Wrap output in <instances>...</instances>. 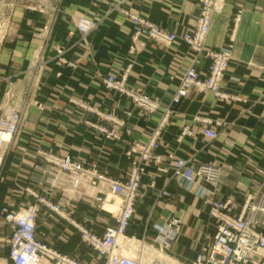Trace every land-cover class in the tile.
Wrapping results in <instances>:
<instances>
[{
    "label": "crops",
    "instance_id": "0c3cea01",
    "mask_svg": "<svg viewBox=\"0 0 264 264\" xmlns=\"http://www.w3.org/2000/svg\"><path fill=\"white\" fill-rule=\"evenodd\" d=\"M225 3L224 9L213 16L206 44L220 49L234 34L232 59L223 81V90L233 97L225 101L208 91L193 92L177 104L172 103V96L179 84V72L193 61L194 54L181 40L167 47L148 38L143 39L145 45L140 51L130 52L132 24L124 11L144 15L169 31L182 32L196 24L199 0H66L51 37L47 43L44 40L43 65L31 93L28 88L33 55L38 45L43 44L34 30L49 15L18 7L15 19L20 23L22 38L5 43L0 68L10 79L3 89L12 91L11 103L30 104L5 163L0 205L9 202L18 206L30 200L16 189L38 186L44 167L40 151L70 154L97 164L116 178L124 176L131 164L127 151L136 141L148 138L160 115L143 113L130 98L107 91L102 85L106 73H122L129 67L131 87L157 99L162 106H171L172 114L158 152L171 150L179 156H193L195 164L217 163L220 183L217 188L204 180L180 185L171 170L162 173L149 167L127 234L152 241L156 235L152 223L177 215L183 217L184 223L179 239L171 244L170 254L165 252L168 256L188 263L202 247L210 245L215 222L209 215V200L232 199L240 210L246 196L257 191L258 181L264 175V0H225ZM80 14L100 21L89 34L88 44L81 43L76 29L75 20ZM61 48L63 52L59 51ZM208 64L209 60H198L203 69ZM81 104L104 112L114 111L124 119L121 138L107 139L89 125L86 121L107 123ZM205 118L221 121L214 140L202 133ZM185 126L190 127L193 135L178 140ZM164 165L168 167L170 163L165 160ZM164 186L176 203L172 210L154 206ZM63 212L98 234L116 222L108 209H101L99 202L90 198L75 202V207L63 206ZM37 223L50 244L67 253L76 252L78 247L83 250V260L91 259V251L82 243L77 229L60 215L42 207ZM147 224L149 229L145 232ZM66 230L72 232L67 242ZM8 233V228L0 223V264H12L6 242Z\"/></svg>",
    "mask_w": 264,
    "mask_h": 264
},
{
    "label": "built area",
    "instance_id": "2783aa9c",
    "mask_svg": "<svg viewBox=\"0 0 264 264\" xmlns=\"http://www.w3.org/2000/svg\"><path fill=\"white\" fill-rule=\"evenodd\" d=\"M199 3L196 24L182 32L169 31L144 15L124 11L132 24L130 52L140 51L145 45L143 39L148 38L167 47L181 40L194 54L193 61L184 65V69L179 72V84L172 96V103L175 104L193 92L208 91L222 100L233 97L223 90V81L232 59L234 34L232 33L230 42L220 49H212L206 44L213 16L223 10L225 0H199ZM18 7L40 15H49L48 19L34 30L43 44L38 45L33 55L28 88L31 93L43 65L41 55L45 43L51 37L58 19L59 5L48 0H0V59L7 41L22 38L20 23L15 19ZM99 24V20L85 14L76 17L75 25L81 43L88 44L89 34ZM59 51L63 52V49ZM200 58L209 60L206 69L199 67ZM63 61L74 65L71 61ZM128 70L129 67L122 73H106L101 79L102 85L107 91L130 98L145 114L160 113L156 125L147 139L136 141L127 151L131 164L122 178H116L101 170L97 164L88 163L85 159L75 158L70 154L40 151L44 167L38 186L25 185L20 186L18 190L29 196L30 200L18 206L9 202L0 205V223L8 228L6 242L12 264H183L178 260L174 262L157 253L153 254L147 249L150 245L157 251L166 252L180 235L181 225L184 223L181 216L171 215L162 221H154L151 226L156 235L152 241L146 237L137 238L127 234L136 213L135 205L143 176L149 167H155L162 173L171 170L172 177L180 185L195 184L204 180L217 188L220 183V167L212 162L195 164L193 156H179L171 150L158 152L163 131L172 114L171 106H162L157 99L131 87L128 82ZM9 80L0 68V183L5 180V163L23 128L30 104L27 101L21 105L11 103L12 91L3 89L5 82ZM81 106L94 111L107 123L86 121L89 125L107 139L115 141L121 138L124 119L117 117L114 111L104 112L85 104ZM127 115H131V112H127ZM220 124L219 120L203 119V135L210 140L216 139L219 135L217 126ZM186 135H193L188 126L183 128L178 140H182ZM165 160L170 166L164 165ZM257 186L255 193L246 196L240 210L232 199L209 200V215L215 222L213 240L210 245L202 247L195 258L186 264H264V175ZM56 196L58 200L55 201ZM87 198L98 201L103 210L106 202L119 201L116 211L110 213L116 221L115 224L108 225L102 234L93 232L86 225L77 222L71 214L63 212V206L75 207V202ZM171 198V191L164 186L160 189L154 206H173ZM42 207L57 213L77 229L82 243L91 251V259L83 260V250L80 248L76 252L67 253L46 240L45 233L39 231L37 223ZM148 229L149 224L146 225L145 232ZM65 233L64 240L67 242L72 232L66 230ZM134 241L140 244L136 248L130 244Z\"/></svg>",
    "mask_w": 264,
    "mask_h": 264
},
{
    "label": "bare ground",
    "instance_id": "6f19581e",
    "mask_svg": "<svg viewBox=\"0 0 264 264\" xmlns=\"http://www.w3.org/2000/svg\"><path fill=\"white\" fill-rule=\"evenodd\" d=\"M188 190H189V189H188ZM118 203H119V201H117L116 203L106 202L105 205H104V208H105V209H108L110 213L115 212L116 209H117V207H118ZM130 244H131L133 247H135V248L138 247V245H140L139 242H137V241L131 242ZM147 249H148L149 252H151V253H153V254H154V253H157L158 255L163 256V257H165L166 259H169V260H172V261L176 262V260L173 259L172 257L168 256V255L165 253V251H163V252L160 251V250L157 251V250H155L154 248H152L150 245L147 246Z\"/></svg>",
    "mask_w": 264,
    "mask_h": 264
},
{
    "label": "rangeland",
    "instance_id": "374dc122",
    "mask_svg": "<svg viewBox=\"0 0 264 264\" xmlns=\"http://www.w3.org/2000/svg\"><path fill=\"white\" fill-rule=\"evenodd\" d=\"M48 1H53L54 3L56 2V4H58L59 5V13L62 11V9H63V2H65L66 0H48ZM224 9V8H223ZM96 19V18H95ZM98 20V19H97ZM234 30V29H233ZM61 50H62V48H61ZM177 52H180V50H177ZM206 91H204V93H205ZM225 101H227V100H225ZM212 163H214V162H212ZM217 164V163H216ZM17 191H18V188L16 189ZM174 203V202H173ZM174 205H176V203H174L173 204V206ZM173 206H169V209H173ZM183 218V217H182ZM184 220V219H183ZM182 226H183V224L181 225V231H182ZM181 231H180V235H181ZM179 235V236H180ZM8 238V237H7ZM178 239H179V237H178ZM177 239V240H178ZM176 240V241H177ZM176 241H174V243L176 242ZM0 243H2V241L0 242ZM73 246H76V243H74V245ZM171 248V246L166 250V252L168 253V254H170V252H169V249ZM77 249H78V247H77ZM176 258V257H175ZM178 261H180L181 263H183V264H186L187 263V261H185V260H182V259H178V258H176Z\"/></svg>",
    "mask_w": 264,
    "mask_h": 264
}]
</instances>
